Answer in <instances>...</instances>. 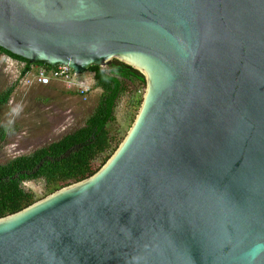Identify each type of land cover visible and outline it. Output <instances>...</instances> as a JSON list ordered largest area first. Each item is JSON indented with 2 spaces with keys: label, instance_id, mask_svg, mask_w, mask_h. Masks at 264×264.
Here are the masks:
<instances>
[{
  "label": "water",
  "instance_id": "water-1",
  "mask_svg": "<svg viewBox=\"0 0 264 264\" xmlns=\"http://www.w3.org/2000/svg\"><path fill=\"white\" fill-rule=\"evenodd\" d=\"M0 47L146 82L93 175L0 217V264H264V0H0Z\"/></svg>",
  "mask_w": 264,
  "mask_h": 264
},
{
  "label": "trees",
  "instance_id": "trees-1",
  "mask_svg": "<svg viewBox=\"0 0 264 264\" xmlns=\"http://www.w3.org/2000/svg\"><path fill=\"white\" fill-rule=\"evenodd\" d=\"M2 54L25 63L20 78L32 64L0 47ZM34 64L49 67L42 62ZM89 71L93 72L94 86L100 88L101 93L84 122L46 145L0 162V217L15 213L37 200L34 193L24 187L25 181L42 179L49 194L93 175L116 149L117 143L108 124L115 119L114 110L122 94H129L131 105L140 107L145 77L116 58L104 66L91 65ZM17 84L0 93V105L8 102ZM4 133L5 128L1 127L0 136Z\"/></svg>",
  "mask_w": 264,
  "mask_h": 264
},
{
  "label": "rangeland",
  "instance_id": "rangeland-1",
  "mask_svg": "<svg viewBox=\"0 0 264 264\" xmlns=\"http://www.w3.org/2000/svg\"><path fill=\"white\" fill-rule=\"evenodd\" d=\"M22 68L19 61L0 55V93L18 83L8 102L0 105V128H5L4 136H0V162L29 153L80 126L93 111L101 93V89L94 86L93 78L89 79L92 88L86 98L61 80H51L48 85L39 86L28 80L32 78L31 74L20 78ZM90 73L88 76H92ZM138 110L137 106L131 105L129 94L120 96L114 110L115 119L108 124L116 148L126 136ZM23 185L34 193L37 200L53 193H47L42 179L28 180Z\"/></svg>",
  "mask_w": 264,
  "mask_h": 264
},
{
  "label": "built area",
  "instance_id": "built-area-1",
  "mask_svg": "<svg viewBox=\"0 0 264 264\" xmlns=\"http://www.w3.org/2000/svg\"><path fill=\"white\" fill-rule=\"evenodd\" d=\"M19 62L23 64L24 68L25 63L21 61ZM88 70L89 69L78 73L74 71L68 64H56L54 66L49 67L31 64L29 65V68L26 69L23 76L26 77L28 74H31L30 76L32 78H28V80H31V83L39 85H46L51 80L64 81L68 88L74 90V92H76L79 96L86 98L87 94L92 88V81H90L89 79L93 78V72ZM88 73H90L92 76H88ZM23 76H21V78Z\"/></svg>",
  "mask_w": 264,
  "mask_h": 264
}]
</instances>
